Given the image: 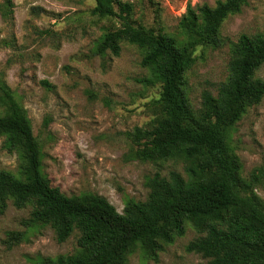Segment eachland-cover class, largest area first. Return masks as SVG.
Masks as SVG:
<instances>
[{
	"label": "rangeland",
	"instance_id": "1",
	"mask_svg": "<svg viewBox=\"0 0 264 264\" xmlns=\"http://www.w3.org/2000/svg\"><path fill=\"white\" fill-rule=\"evenodd\" d=\"M217 0H116L113 16L90 13L94 0H12L4 14L0 0V76L9 92L8 105L28 120L41 146L42 172L53 186L70 195L93 193L105 197L118 212L128 199L145 200L147 179L156 172L183 173L181 162L139 161L128 158V136L136 127H150L158 113L159 82L146 84L150 71L141 65L142 49L120 44L118 56L95 52V43L123 21L183 39L178 27L186 6ZM264 0H247L241 12L221 25V46L198 47L186 72V92L194 110L201 94H216L228 76L231 48L241 34L263 32ZM255 76L264 80V63ZM46 81L47 85L43 82ZM7 104L0 102V115ZM7 105V106H6ZM49 119L46 128L44 119ZM0 135V168L14 176L22 164L20 152ZM242 176L264 161V97L246 109L230 133ZM264 198V189L258 190ZM33 204L0 207V264L57 261L77 250L78 232L57 242L53 231L32 217ZM160 239L154 249L137 242L122 264H207L209 258L191 245L205 233L182 221L177 231Z\"/></svg>",
	"mask_w": 264,
	"mask_h": 264
},
{
	"label": "trees",
	"instance_id": "2",
	"mask_svg": "<svg viewBox=\"0 0 264 264\" xmlns=\"http://www.w3.org/2000/svg\"><path fill=\"white\" fill-rule=\"evenodd\" d=\"M246 3L188 4L178 22L183 34L178 40L125 20L122 13H129L131 5L120 2L121 27L96 41L98 54L109 51L118 56L122 42L142 49L141 65L151 74L144 82L160 83L154 124L128 133L133 144L128 158L183 165V173L171 170L166 176L156 172L149 177L145 200L128 199L121 213L101 195L68 196L51 184L42 172L40 142L19 109L7 104L10 94L0 76V102L8 105L0 115V135L6 134L22 156L17 176L0 168V207L8 201L16 208L32 203V217L48 226L57 242L79 234L74 254L38 264H122L137 242L154 249L182 221L205 233L191 247L209 258L207 264H264V198L258 193L264 189V161L242 176L230 142V133L246 109L264 97V80L255 76L264 63V31L238 37L231 48L227 79L217 86L216 94L202 92L197 110L188 100L185 80L196 49L220 47L222 23ZM115 4L116 0H94L90 13L113 16ZM12 6V0H4L3 13H10ZM48 124L45 118L43 127Z\"/></svg>",
	"mask_w": 264,
	"mask_h": 264
}]
</instances>
